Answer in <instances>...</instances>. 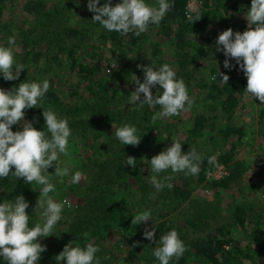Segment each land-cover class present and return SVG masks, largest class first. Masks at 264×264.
<instances>
[{
    "label": "rangeland",
    "instance_id": "obj_1",
    "mask_svg": "<svg viewBox=\"0 0 264 264\" xmlns=\"http://www.w3.org/2000/svg\"><path fill=\"white\" fill-rule=\"evenodd\" d=\"M61 1L65 2L64 0H12L2 4V12L0 14V46L13 47L17 63L21 64L19 55H24L26 49L23 44L16 41V39L20 40V29L27 28L31 25V21L36 18L35 16H37L36 10L41 9V7L47 8L52 4L55 6L58 5L60 8ZM74 1L77 3V6L73 7L74 12H72L68 19H66V24L71 26V29L81 28L86 31H90L94 28V25L88 26L87 24V26H84L86 23L91 22L88 18H85L88 13V0ZM146 2L156 6V0H146ZM188 3H191L192 6L196 7L195 12L202 5L200 0H187L185 7ZM242 5H244V2L239 1L238 6ZM211 7L215 10L214 6ZM216 10L217 14L219 13L221 16H214L215 20H213L214 22H210V26L203 31H191L184 34L187 39L196 44L195 47L192 48L190 45L181 48H176L174 46L176 41L174 33L177 32V24L174 20L167 22L166 27H163L161 22L159 26L150 24L148 28H151L152 30L148 32V38L144 39L141 43L138 42L136 44H129L127 39L128 36L126 35V37H124V44L120 46L117 45V47L111 46L109 49L108 46H110V42L105 43L104 41H101L96 33L92 34L88 32L89 34H87L83 39L84 42L79 41L80 37L78 35V38L73 35L71 36L72 42H77L74 58L78 60V62L81 64H93L97 59L101 61L98 74L101 75L107 72V78L109 81L108 84L112 93V97L107 100V105L105 104L106 107L103 109L110 113L111 111L117 112L122 121L120 122L119 120L118 123L112 122L110 126H107L105 123L106 118H101V128L103 130L107 128V132L104 131V133L99 137V140L101 141L100 143L106 145L104 148H97L99 155L100 153L103 155L105 153V149L111 143L115 144V142H117V139L113 134V125L116 124V127H121L123 123L129 122L130 118L133 122L136 119L137 121H140V119H138L140 116L137 118L134 116L137 112V105H132L129 102V98L131 92L136 88L135 82L132 81L134 75L138 77L141 82H143L144 72L142 68L132 66L133 57H142L146 60L144 64L139 63V65H150L153 62L152 66L154 68H159L165 63L169 64L176 72L177 79H182L185 82L188 94L194 100L191 108H187L186 105L187 110L182 111L180 115L160 119L161 121L159 123V127L162 129L154 128L155 135L153 140L156 145L158 144L156 146L157 149L165 150L167 147L171 146L173 142L172 138L177 140L179 138L184 139L186 132L183 129L190 127L193 123L194 116L200 112L205 113L208 117H212L211 114L213 113H218V115H215V117H212L211 119V121H215V126L221 128L226 124L233 125L239 127L242 133L240 136L235 133L230 134L223 147L217 142V144H212L211 140H209L206 136L208 134L207 129H202L204 136H198L196 139V151L202 155H204L205 152L211 153L214 149L215 153L218 151H225V153L230 152V154H232L228 161L220 162L227 165L231 172L233 170L234 172H238V177L234 180L237 184L230 187L215 185L205 178L199 181L196 177L187 176V178H184L182 176H178L177 178L174 174H170L173 176L171 183H173L174 187L171 189L165 188V191H162L161 189H157L151 183V176L154 175V173L151 171L150 162H145L143 166L140 167L142 171L141 178L138 179L136 183L131 178H129V181L134 184V187H136L137 184H142V190H146V187L143 184L147 183L146 185L150 187L151 193L146 196L147 200L140 206H135L133 211L140 213L148 209L150 211L152 210V217H154V215L159 217L154 218V220L153 218H150L146 224L144 223L143 229L141 230L143 232H141V234L144 233L145 227L149 228L153 222L165 218H171L179 222L180 226L185 225L180 231L186 230V237L189 235L191 237H197L199 234L207 237L210 233L215 234L216 227L223 224L224 226L228 225L227 228L231 231L230 233H232L233 236L240 238L246 234L241 227L237 226L235 219L231 216L232 209H234L236 205L240 204L244 206L253 205V208L257 210L258 208L256 203L260 201L264 202V138L260 132L262 122L264 121V105L261 104L258 98H252L244 90V92L239 95V102L233 112V116L227 120L225 117L226 115L220 113V109H217L218 112L217 110H211L209 105L207 106L204 103V96L207 92H205V90L208 89L209 91V87H207V89H205V87L207 84L210 86L209 81L212 80V77H218L217 82L222 83V76H219V72L224 74L230 73L235 78L245 77L243 70L240 69L234 59L228 58L230 63L233 65L231 69L224 67L223 62L226 57L223 51L216 50V40L218 35L228 28H232L233 32L240 31L239 24H243L245 30H247L248 22L245 19V15L248 10H242L241 12L231 10L229 13L227 11H223L221 7ZM253 27L255 26L253 25ZM3 29L8 30V34L5 36H3V31L1 32ZM64 35H66V33H64ZM11 36H15L16 39L15 44L10 46L7 41ZM33 47H36V50L44 51L45 43H38L33 45ZM96 54L97 56H95ZM58 56L63 61L62 65H58L59 63L54 61V59L49 62L45 60L43 56H40L37 60L40 70L37 66H34V69L37 71V73H34L36 75L39 73L41 76L40 78L42 79H48V75H51L49 74L50 69L53 68L58 76H60V78L53 75L51 76L53 83L52 87L59 93V95H61V93L68 94L71 93V91L75 92L76 90L83 92V84L77 88L73 87L77 67L69 69L67 67V55L63 58H61V54ZM179 59L184 60L185 64L183 66L179 65ZM30 70L32 71L33 69L30 68ZM23 81L24 79H22L21 76L19 79L13 80V84H5L3 81L0 82V88L10 90L13 87H18V85ZM24 82H29V80ZM200 82H204L203 84L205 87L200 85ZM158 89L160 92L163 91V89L157 85L152 88L153 95L159 94L157 93ZM113 90L115 91L113 92ZM141 99H143V94H141ZM83 106L85 105L83 104ZM149 108L150 107H148V109ZM152 109L155 113L160 111V107L158 105ZM87 112L88 113L85 116L86 121L83 125V128L86 127V129L90 123L92 124L88 117L90 118L94 114V112H90V109H87ZM24 119L26 120V116ZM172 123L175 124L171 125ZM22 124L23 121L13 125L12 130L16 128L22 130L20 128L22 127ZM69 127L72 130V136L71 139L69 138L68 145L70 155L66 157L61 154L60 163L61 166H68L72 173L80 171L83 175L78 184H71L70 177H64V182L60 183V178L56 177L54 173H51L55 171V163L53 167L48 169L52 177L51 182L56 185V192L50 193V195H52L57 202L67 200L68 204L71 205V207H69L68 204L65 205L62 211V219L56 224L53 230V232L55 231L57 234H60V236L66 233L71 234L75 230H80L77 225L81 222L83 225H88L90 223L89 221L82 220L85 216L92 214H89L87 212L88 210L92 212L97 209L96 204H88L90 201L88 199L91 198L90 193H87L90 189V185H99L97 186L99 187V190L105 192H107L108 188L112 189V186L113 188H117L116 183L113 181H105L103 177H97L95 172H91L89 168L92 162L90 160L88 161L86 156V152L91 150L84 145V141L78 138L75 140L73 138L74 134H79L81 127L76 123H69ZM216 134H218L219 137V134L221 133L216 132ZM81 137H83V135ZM189 149L190 148L185 149L182 147V151L185 152ZM149 153L150 150L145 148L141 150V154L143 156ZM73 154L75 155L73 156ZM112 159L114 160L115 156H112V158L108 160L105 169L110 168L112 173H116L113 171L116 170V166L113 165L115 161H112ZM87 162L88 164L86 166ZM144 166H146L147 169H144ZM159 176L160 178H163L166 174L161 173ZM100 182L102 183L99 184ZM36 186L38 189L41 187L39 185ZM205 189H208V192H206ZM209 200L212 201L213 206H209V208H207L206 202ZM88 205H90V207H87ZM215 205H217L216 215ZM146 206L147 209L145 210ZM196 208H201V214L203 217L200 221L204 223L198 227L189 225V221L193 219L194 215H196ZM161 213H165V215L161 217ZM135 215L136 214H134L133 217ZM33 219L37 221V223H43L38 211ZM113 228L107 238L99 241L97 240L98 244L94 245L99 248V251L96 253V257L99 259V264H130L127 260V255L131 251L133 243L130 242L127 244L123 242L122 237L118 233L116 234V231H119L120 228ZM69 242L72 244L74 243L72 241H68V243ZM92 242L93 241L88 240L84 246ZM59 243L61 244V241H57V244ZM139 244L137 249L141 252L142 246ZM65 245L66 244L61 245L62 248H64ZM109 247L111 248V252L114 254V257L111 259L108 258V254L104 252L103 249ZM130 259L133 261L134 258L132 255ZM44 264L50 263L46 262ZM244 264H264V255L255 259L254 262L249 260L244 262Z\"/></svg>",
    "mask_w": 264,
    "mask_h": 264
},
{
    "label": "trees",
    "instance_id": "obj_2",
    "mask_svg": "<svg viewBox=\"0 0 264 264\" xmlns=\"http://www.w3.org/2000/svg\"><path fill=\"white\" fill-rule=\"evenodd\" d=\"M8 1L12 0H0V14L2 12V4H5V2ZM64 1L65 2L61 1L60 8L58 5L55 6L52 4L47 8L41 7V9L36 10L37 16H35L36 18L33 21H31V25L27 28L20 29V40L16 39V41H19L20 44H23V46L26 48L24 55H19L21 64L25 66V69L21 70L20 76L22 79H24V81L29 80V82L35 81L42 83L44 79L40 78L41 76L39 73L38 75L34 73H37V71L34 69V66H37V68L40 70L37 64L38 58L43 56L44 59L49 62L54 59V61L59 63L58 65H62L63 61L58 55L61 54V58L67 55V67L69 69L77 67L73 87L77 88L83 84V92L76 90L75 92L71 91V93H61V95H59V93L52 87L53 83L51 76L53 75L57 78H60V76H58L53 68H49L50 72H48L51 75H48L49 77H47L50 82V88L43 98V107L45 110L51 108L57 113L58 118L67 117L69 123H76L77 125H80L81 130L79 134H74L73 138L75 140H77V138L81 139L84 141V145L91 150L86 152L88 161L90 160L92 162L89 169L91 172H95L97 177L101 176L105 181H113L116 183L117 188H113L112 186V189L108 188L107 192H105L99 190V187H97L99 185H90V189L88 188L89 191L87 193H90L91 198L88 199L90 200L88 204H96L97 209L92 212L88 210L87 212L92 214L82 218V220L89 221L90 223L88 225H83L82 222L79 223L77 226L80 228V230H75L71 234L66 233L60 236V234H57L54 231L53 235L42 238L40 240L41 242H39L43 245H46L47 247L46 251L41 253L39 264H44L46 262H49L50 264H57L55 256L63 250L61 245L67 244L68 241L74 242L73 246L80 247H84L88 240L93 241L92 244L97 245V240L99 241L101 239L107 238L113 227L120 228L119 231H116V234L118 233L122 237L123 242L127 244L130 242L133 243L132 249L127 255V260L130 262V264H159L157 258H155L152 254L153 249L158 245L155 244L154 241H149L146 239L143 233L141 234V232H143L141 230L143 229L144 223L142 222L136 226L132 225L131 223L133 215L138 213L133 211L134 207L140 206L147 200L146 196L150 195L151 189L148 185H146L147 183L143 184L146 187V190H142V184H137V186L134 187V184L129 181V178H131L136 183V181L141 178L142 171L140 167L143 166L145 162H150V159L153 155H157L163 151L156 148L158 144L156 145L153 140L155 135L154 128H160L159 123L161 120L158 119L155 124H152L151 117L155 114V111L152 108L148 109V106H144L142 109L137 110L136 114L134 115L136 118L140 116L138 118L140 121H137L136 119L133 122L130 118L129 122L123 123L121 125L123 126L125 124H129L135 126L137 129V135L141 137L140 144L138 146L122 145L117 140L115 144L111 143L105 149V153L103 155L101 153L100 155L98 154L99 152L97 151V148H104L106 146L101 144V141L99 140V137L104 133V131L107 132V128H105V130L101 128V118H106L105 123L107 126H110L112 122L118 123L119 120L120 122L122 121L117 112L111 111L110 113L103 109L106 107L105 104L107 105V100L112 97V93L108 84L109 81L107 78V72L101 75L98 74L101 61L97 59L93 64H81L78 62V60L74 58L77 42H72L71 36L73 35L77 37L78 35L80 37L79 41L84 42L83 39L87 34L96 33L101 41H104L105 43L110 42V46H108L109 49L111 46L117 47V45L120 46L124 44V37H126V35H122L114 31L109 32L98 22H94L92 20L94 13L90 12L89 10L87 11L88 13L85 18H88V20L91 22L86 23L84 26H87V24L88 26L94 25V28L90 31H86L81 28L71 29V26L66 24V19H68L70 14L74 12L73 7L77 6V3L74 0ZM200 1L202 3L201 7L195 13H193L192 21H189L184 15V7L187 0H170L174 6L166 13L161 23L163 24V27H166L167 22H170L171 20L176 22L177 32L174 33V36H176L174 46L176 48L185 47L187 45H190L191 48L195 47L196 44L187 39L184 34L191 31H203L208 26H210V22L215 20L214 16H221V14H217V8L221 7L223 11H227L229 13L231 10H236L239 12L242 10H248L251 6V0ZM239 1H243L244 5L238 6ZM105 2L106 0H100V5H103ZM119 2L121 1L111 0V4L113 6ZM211 6H214L215 10H213ZM197 15H199L201 19L195 21ZM239 26L240 32L245 31L243 24H239ZM151 30V28H148L139 36H136L134 33L127 34L129 44H136L138 42L141 43L144 39L148 38L147 34ZM2 31L3 36L8 34V30L3 29L1 32ZM64 33H66V35H64ZM38 43H45L44 51L36 50V47H33V45ZM95 56H97V54ZM132 61V66H137L139 63L144 64L146 60L142 57H133ZM184 64V60L179 59V65L183 66ZM30 68H32L34 71H31ZM227 75L229 76V81L227 84L223 82H217L218 77H216V79L212 78V80L209 81L210 86L207 84L205 87L203 84L205 81L203 83L200 82V85H203L205 89L209 87V91L208 89L205 90V92H207L204 96V103L207 106L209 105L211 110L220 109V113L225 114V117L228 120L233 116V112L238 105L239 95H241L246 89L247 78L246 76L243 78H235L230 73ZM3 81L5 84H13V80L5 81L3 79V74L0 73V82ZM114 91L115 90H113V92ZM83 104L85 106H83ZM87 109H90V112H94V114L89 118L92 124L90 123L86 129V127L83 128V125L86 121L85 116L88 113ZM42 113L43 108L41 107L27 109L25 111L26 121L32 123L33 127L38 130L47 131ZM215 115H218V113L211 114L212 117H215ZM212 117H208L203 112H200L194 116L192 125L183 129L186 132L185 138L178 139L183 148L188 149L192 146L195 147L197 143V137L204 136V129H207L208 134L206 136L209 138V140H211L212 144L217 142L222 147L224 146L225 141L230 134L235 133L238 136L242 134L240 128L233 125L226 124L221 128L215 126V121H211ZM173 124L175 123H172L171 125ZM20 128L22 129V127ZM18 130L20 129L16 128L13 131L15 132ZM216 132L221 133L219 134V137ZM260 132L264 138V121L262 122ZM82 135L83 137H81ZM110 140L112 141L111 138ZM143 148L150 150V153L143 156L141 154V150ZM74 155L75 154H73V156ZM231 155L232 154H230V152L225 153V151H218L215 153V149L211 153L205 152L199 174L189 177H196L199 181H201L204 178L205 172L211 167H214L213 165L208 164V157L214 156L216 158L217 165L220 162L228 161ZM112 156H115L116 159H112V161H115L113 165L116 166V170L113 171L116 173H112L110 168L105 169L108 160L112 158ZM127 156H133L136 158V168L125 164ZM87 164L88 162L86 163V166ZM144 169H147V167L144 166ZM165 174L166 176L170 174L173 175L171 170H168V172H165ZM174 175L177 178L178 176H182L184 178L186 177L183 173H177ZM237 177L238 172H234L233 170L232 172L230 171L229 175L225 176L224 178L211 183L222 187H230L234 184H237V182H234ZM101 183L102 182L99 184ZM165 188L167 187H164L161 190L165 191ZM39 193V189L35 183L26 184L23 178L16 179L11 174L6 178H0V203H3L4 200L14 201L16 196L23 195L29 202V207L26 209V211L30 215V227L35 226L37 223L33 217L37 214L35 206ZM256 205L258 208L257 210L253 208V205L244 206L239 204L236 205L231 211V216H233L235 219L237 226L241 227L246 234L240 238L233 236L232 233H230L231 231L227 228L228 225L224 226L223 224L216 227L215 234L210 233L207 235V237L201 234H199L197 237H191L190 235L186 237L185 234L187 231H180L185 225L180 226L179 222L171 218L155 221L150 225L149 229L153 227L156 228L155 238L157 241L161 235L166 234L172 229L177 230L179 233V236L183 240L187 250L180 259L177 260L173 258L170 260L169 264H244V262L249 260L254 262L255 259L264 255V202H257ZM209 206H213L212 201L210 200L206 202V207L209 208ZM216 206L217 205H215V215ZM87 207H90V205ZM146 209L147 206L145 207V210ZM201 213V208H196V215H194L193 219L189 221V225H194L197 227L203 225L204 223L200 221V219L203 217ZM163 215H165V213L160 214L161 217ZM158 217L159 216L154 215L152 218L154 220V218ZM84 233H87L88 235L84 236ZM57 241H61V244H57ZM137 242H139L142 246L141 252H139L137 249L139 244ZM103 249L104 252L108 254V258L111 259L114 257L110 247ZM131 255L134 258L133 261L130 259ZM0 264H7V262L2 257H0ZM60 264H65V262H60Z\"/></svg>",
    "mask_w": 264,
    "mask_h": 264
},
{
    "label": "clouds",
    "instance_id": "obj_3",
    "mask_svg": "<svg viewBox=\"0 0 264 264\" xmlns=\"http://www.w3.org/2000/svg\"><path fill=\"white\" fill-rule=\"evenodd\" d=\"M99 5V6H98ZM170 0H156V6L146 0H121L114 6L111 0H106L100 5V0H88L87 8L94 13L92 20L98 22L109 32H118L122 35L134 33L136 36L144 33L150 24L159 26L166 13L173 7ZM187 19L192 21L191 13ZM201 19L196 16L195 21ZM245 19L248 22L247 30L233 32L232 28L222 31L216 40V50L223 51L226 59L225 68L231 69L233 65L228 58L234 59L243 70L247 78L245 91L253 98H258L264 105V0H251ZM253 25L255 27H253ZM15 36L8 38V45L15 44ZM130 58V57H129ZM131 59V58H130ZM153 63V62H152ZM150 65H137L144 72L143 82L134 75L132 81L136 88L131 92L129 102L137 105V110L145 105L160 111L151 117V123L158 119L178 116L182 111L191 108L194 100L189 96L187 86L182 79H177L176 72L165 63L159 68ZM23 64L16 62L13 47L0 46V73L5 81L17 80ZM222 82L228 83L229 76L219 72ZM216 79V77H212ZM159 85L162 92L157 90L153 95L152 88ZM50 88L48 79L42 83L21 82L18 87L10 90L0 88V178H6L10 174L17 178H23L26 184L35 183L41 186L37 198L35 210L40 213L43 223L29 226L30 215L26 211L29 202L23 195L16 196L14 201L4 200L0 203V257L7 264H39L41 253L46 251V245L39 241L42 238L53 235L56 224L62 219V211L68 201L57 202L50 193L56 192V185L51 182V173L60 178L70 177L71 184H78L82 179L80 171L71 172L68 166H61L60 156L68 157L69 138L72 130L66 118H58L51 108L45 110L43 98ZM143 94V99H141ZM138 102V103H137ZM43 108L45 130H38L32 123L26 121L25 110L30 108ZM89 119V117H88ZM23 121L22 130L13 131L12 126ZM114 128V136L122 145L138 146L141 137L137 135V129L133 125L125 124ZM50 134V135H49ZM171 146L153 155L150 159L151 183L157 188H173L172 175L160 178L159 174L168 172L183 173L187 176H196L201 170L204 157L196 151L194 146L185 152L179 140L172 138ZM209 165H216L214 156L208 157ZM55 171L49 172L53 167ZM126 165L136 168V158L127 156ZM14 168V171H13ZM58 195V193H57ZM71 207L70 204H68ZM42 210V211H40ZM152 218L150 210L136 214L131 223L138 225L147 223ZM156 228L145 227L144 237L154 241L156 246L153 255L159 264H169L173 258L180 259L187 250L177 230L172 229L155 238ZM84 233V236H87ZM139 243V242H137ZM97 246L88 243L84 247L73 246L71 242L66 244L63 250L55 256L57 264H99L96 253Z\"/></svg>",
    "mask_w": 264,
    "mask_h": 264
},
{
    "label": "built area",
    "instance_id": "obj_4",
    "mask_svg": "<svg viewBox=\"0 0 264 264\" xmlns=\"http://www.w3.org/2000/svg\"><path fill=\"white\" fill-rule=\"evenodd\" d=\"M196 7L192 6L191 3H188L184 10V15L187 17L189 13L191 15L195 12ZM230 169L227 165L223 163H218L216 166L211 167L205 172L204 178L208 180L209 182L217 181L225 176L229 175ZM206 192H208V189H205Z\"/></svg>",
    "mask_w": 264,
    "mask_h": 264
}]
</instances>
